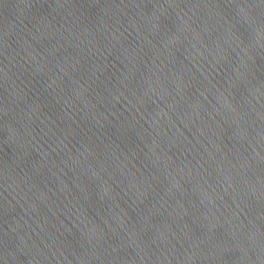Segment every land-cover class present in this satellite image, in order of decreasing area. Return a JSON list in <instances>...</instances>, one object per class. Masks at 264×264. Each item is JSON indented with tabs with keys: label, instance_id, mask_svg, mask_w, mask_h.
<instances>
[{
	"label": "water",
	"instance_id": "water-1",
	"mask_svg": "<svg viewBox=\"0 0 264 264\" xmlns=\"http://www.w3.org/2000/svg\"><path fill=\"white\" fill-rule=\"evenodd\" d=\"M0 264H264V0H0Z\"/></svg>",
	"mask_w": 264,
	"mask_h": 264
}]
</instances>
